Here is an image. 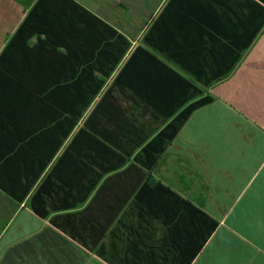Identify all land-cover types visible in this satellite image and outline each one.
Here are the masks:
<instances>
[{
  "label": "crops",
  "instance_id": "obj_1",
  "mask_svg": "<svg viewBox=\"0 0 264 264\" xmlns=\"http://www.w3.org/2000/svg\"><path fill=\"white\" fill-rule=\"evenodd\" d=\"M261 22L264 0H0V264H264ZM192 87L212 100L169 139Z\"/></svg>",
  "mask_w": 264,
  "mask_h": 264
},
{
  "label": "trees",
  "instance_id": "obj_2",
  "mask_svg": "<svg viewBox=\"0 0 264 264\" xmlns=\"http://www.w3.org/2000/svg\"><path fill=\"white\" fill-rule=\"evenodd\" d=\"M264 22H261L259 25H258V31L259 29L262 27ZM105 28L108 32V36H107V45L109 46H113V44H115L113 41H109V36H113V35H117V45H127L128 42L122 38L119 34H116L115 30L107 25H105ZM144 41L146 42V39H144ZM231 71V68H227V69H224V70H218L216 72V75H214L213 77H211V80H214V81H218L224 77L227 76V74ZM209 80V79H208ZM206 86L204 87H207L209 84H204ZM97 90V88L95 89V91ZM94 92V91H93ZM201 93L203 94L199 99H196L194 101H192L190 104H188L186 106V109L183 113H181L179 116L176 117L175 119V123H170L166 126V129L169 130V133H168V137L169 139L171 137H173V135H175V133L177 132L179 126L182 124L183 120L185 119V117H187V115L193 110L195 109L196 107H199L201 105H205L207 103H209L211 100H212V97L210 95H207V94H204V91L203 92H200V90L198 88H195V87H192V92L190 93L191 94V97H197L199 95H201Z\"/></svg>",
  "mask_w": 264,
  "mask_h": 264
}]
</instances>
